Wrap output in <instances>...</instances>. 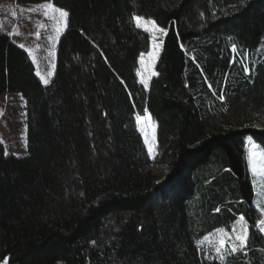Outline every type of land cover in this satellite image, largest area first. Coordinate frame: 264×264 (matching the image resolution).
<instances>
[{
  "label": "trees",
  "instance_id": "16d2710c",
  "mask_svg": "<svg viewBox=\"0 0 264 264\" xmlns=\"http://www.w3.org/2000/svg\"><path fill=\"white\" fill-rule=\"evenodd\" d=\"M52 2L70 15L47 85L0 27V101L23 96L28 130L26 155L0 145V264H264L246 156L264 150V0ZM134 15L165 30L147 88ZM241 215L247 247L222 262Z\"/></svg>",
  "mask_w": 264,
  "mask_h": 264
},
{
  "label": "rangeland",
  "instance_id": "374dc122",
  "mask_svg": "<svg viewBox=\"0 0 264 264\" xmlns=\"http://www.w3.org/2000/svg\"><path fill=\"white\" fill-rule=\"evenodd\" d=\"M48 3L53 2L48 0L40 3L20 4L15 0H0V27L3 31L10 34L11 39L18 46L20 44L25 45L23 49L29 54L31 53L30 56L35 60L37 71L40 73L39 76L47 77L48 72L51 71L53 73L48 78L50 82L57 66V48L61 37L68 27L62 33L57 34L56 29L59 25L57 20L51 17L55 15L58 19V14H53L50 10L43 7V5ZM45 11H48L47 16L44 14ZM134 23L136 25L135 21ZM156 26L161 28L157 23ZM145 27L148 28L147 32L151 35V40L149 50L143 54L144 63L141 64V60L139 62L138 73L140 75L138 77L140 82L142 78L149 80L152 75L161 51V39L163 36V32L154 30L149 24H145L140 29L144 30ZM53 38H55V43ZM153 52L156 53L154 61L151 56ZM53 64L55 65L54 69L52 68ZM140 117V121H137L138 128L143 136L149 155L153 157L158 150L157 125L152 118L150 120L147 119L149 117L147 115ZM146 138L147 143L145 142ZM249 141L258 145L259 149L262 150L254 139H247V165L248 154L252 150V145ZM0 145L6 154L23 156L28 153L27 110L25 100L20 93L7 94L0 101ZM149 147H151V152ZM146 171H150L159 177L165 176V169L159 165H152L146 168ZM249 173L254 187L252 204L261 213V219H264V213L260 211L264 207V176L259 173L254 175L250 170ZM2 264H9V258L6 257Z\"/></svg>",
  "mask_w": 264,
  "mask_h": 264
},
{
  "label": "snow or ice",
  "instance_id": "6c2138e0",
  "mask_svg": "<svg viewBox=\"0 0 264 264\" xmlns=\"http://www.w3.org/2000/svg\"><path fill=\"white\" fill-rule=\"evenodd\" d=\"M43 7H45L47 10H50L53 14H58V19L55 15H53L51 18L52 19H56L57 23H58V27L56 29L57 34L62 33V31L64 29H66L68 27V18L70 13L61 8V7H56L54 6L53 3H48L46 5H43ZM45 16L48 15V11H45ZM132 19L136 22V26L138 28L140 27H144L145 24H149L151 25V27L154 30H158L160 32H164L165 30L162 28H157L156 23L154 20H150V19H146L140 16H136L134 15L132 17ZM145 31H148V28H144ZM53 42L55 43V38H53ZM19 47L24 48L25 45L24 44H20ZM235 46H233V51H235ZM31 54V53H30ZM152 59L153 61L156 58V53L153 52L151 53ZM141 64L144 63V56L143 54H141ZM33 62L35 63V60H33ZM52 68H55V65H52ZM245 71H248V69H245ZM37 75H40V73H37ZM53 75V73L50 71L47 73V77L45 76H40V79L43 81V83L45 85H47L49 83V79L51 76ZM138 75H140V73H138ZM152 75H155V73L153 72ZM141 83L144 85L145 88L148 87V80L147 79H141ZM209 87H211V85H209ZM215 94V93H214ZM221 100H223V96L221 95L219 97ZM141 119V117L138 115L137 116V121L139 122ZM147 119H151V117H147ZM146 143L147 138H146ZM252 145V150L249 152L248 154V167L249 170L255 175L257 173H259L261 176H264V150H260L259 146L256 145L255 143L249 141ZM149 151L151 152V147H149ZM260 211L262 213H264V207H262L260 209ZM239 219L241 221H244L245 223L241 226V230L237 233L236 229L232 230V233L229 234H225L224 237L220 238L218 241H216V248L215 251L217 253V257L223 262L224 260V253L228 252L229 254H234L240 251H243L246 247H247V243L249 240V232H248V226H247V222L245 220V216L241 215L239 217ZM256 224L259 227V231L261 233H264V219H259ZM233 234L234 235V239H233ZM238 242V243H237Z\"/></svg>",
  "mask_w": 264,
  "mask_h": 264
}]
</instances>
